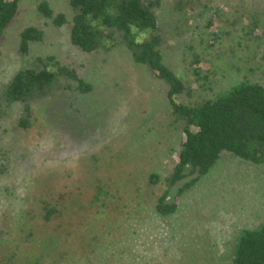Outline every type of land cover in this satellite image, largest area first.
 I'll use <instances>...</instances> for the list:
<instances>
[{"label": "rangeland", "instance_id": "obj_1", "mask_svg": "<svg viewBox=\"0 0 264 264\" xmlns=\"http://www.w3.org/2000/svg\"><path fill=\"white\" fill-rule=\"evenodd\" d=\"M41 1L18 0L0 39V234L7 246L24 241L27 228L20 217L30 204L23 200L42 184L38 173L45 170L56 183L89 184L100 177L113 186L132 172L134 181L143 184L142 208L132 203L140 219L129 221L134 246L145 237L158 242L162 264H175L173 259L176 264H227L240 233L264 223V163L222 152L178 198L176 214L154 216L151 208L163 185L144 181L149 171H169L184 120L175 119L165 85L131 60L118 33L110 46L82 52L70 42L69 23L57 26L40 13ZM45 1L54 15L62 12L70 21L68 0ZM152 8L164 61L188 85L178 101L214 98L243 82L264 85V0H162ZM30 25L41 29L43 37L30 42L23 54L19 33ZM49 55L74 67L91 89L79 92L71 84L33 100L30 125L24 129L18 125L22 104H6L1 91L14 72L37 68L38 58ZM196 56L199 77L192 64ZM33 222L26 226L40 236L43 225ZM26 258L23 251L8 263L22 264Z\"/></svg>", "mask_w": 264, "mask_h": 264}, {"label": "trees", "instance_id": "obj_2", "mask_svg": "<svg viewBox=\"0 0 264 264\" xmlns=\"http://www.w3.org/2000/svg\"><path fill=\"white\" fill-rule=\"evenodd\" d=\"M68 1L72 9L70 21L62 12L54 15L45 0L37 8L57 26L69 23L70 42L82 52L110 46L114 32L118 33L131 60L144 65L152 78L165 85V97L175 119L184 120L182 138L173 149L176 158L169 171H149L144 181L145 185H163L151 208L154 216L176 214L178 198L210 170L222 152L264 163V85L243 82L214 98L189 104L178 101L188 85L163 58L159 21L152 8L160 7L162 0ZM17 6L18 0H0V39ZM42 37L43 31L35 26L23 28L19 33L20 52L27 53L30 42ZM38 62L37 68L14 72L1 91L6 104H22L18 125L24 129L30 125L33 100L69 89L71 84L79 92L91 89L74 67L60 64L53 56L39 57ZM198 62L196 56L192 64L197 77ZM131 174L111 186L100 177L89 184H67L63 180L50 181L54 178L48 179L45 170L38 173L35 178L42 184L33 186L32 198L29 195L23 200L30 207L19 216L27 228L24 241L7 246L5 236L0 234V264L14 261L23 251L27 258L22 264H162L156 250L158 242L145 237L144 242L134 246L130 240L129 221L140 219L139 209L132 203L141 208L143 203V184L136 183ZM34 203L38 208H33ZM36 219L43 225L37 237L27 227ZM18 224H23L22 220ZM118 229L126 238L118 235ZM171 263L177 262L173 259ZM227 264H264V223L240 233Z\"/></svg>", "mask_w": 264, "mask_h": 264}]
</instances>
